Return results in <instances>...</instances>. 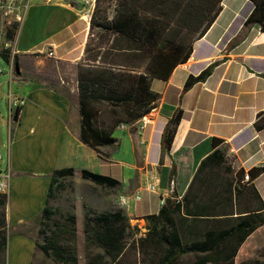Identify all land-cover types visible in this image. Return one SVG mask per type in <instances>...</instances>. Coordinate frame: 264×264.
Segmentation results:
<instances>
[{
	"label": "crops",
	"instance_id": "crops-1",
	"mask_svg": "<svg viewBox=\"0 0 264 264\" xmlns=\"http://www.w3.org/2000/svg\"><path fill=\"white\" fill-rule=\"evenodd\" d=\"M72 2L76 5L67 0H24L26 7L12 41L13 76L8 80V92L24 98L25 103L14 110V125L10 128L0 110L1 133L3 126L7 130L5 165L12 173L10 188L20 187L19 183L26 179L33 180V190L40 189L41 183L45 189L40 209L16 220L12 227L22 229L24 224L35 221L45 206L51 174L64 168L75 170L73 186L79 170L102 174L118 170L123 194L137 191L147 171L156 170L157 193L144 191L141 201L129 202L131 212L127 216L136 219L156 213L160 197L178 199L186 193L204 211L216 208V197L225 193L234 199L231 205L235 214L259 210L260 198L264 204V172L254 180H249L248 172L264 164V32L257 26L244 25L252 9L249 1H222L217 18L193 43L187 61L178 65L166 81L151 83L159 98L150 112V121L143 129L136 123L118 127L113 134L116 145L100 149L108 155L104 163L79 140L76 71L77 65L84 62L95 0ZM15 55L17 61L13 63ZM207 68L211 70L204 80L183 89L188 77H197ZM13 80L18 83L14 92ZM41 99L49 103L39 102ZM29 109L35 113L30 133L45 132L47 146L44 155L35 159L34 169L20 164V126ZM175 112H181L182 117L169 153L163 154L162 132ZM212 139L220 140L216 148ZM215 149L223 152L224 165L230 167V172L205 168L197 173L200 163ZM239 171L243 173L238 178ZM79 185L96 187L86 180ZM90 192L98 197L94 188ZM106 202L110 206L116 203L114 197ZM223 208L221 204L219 211ZM8 210L7 222L11 223ZM17 234L21 246L16 249L15 264H55L43 255L34 239ZM24 244L27 254L22 252ZM10 252L7 244L6 255Z\"/></svg>",
	"mask_w": 264,
	"mask_h": 264
},
{
	"label": "trees",
	"instance_id": "trees-1",
	"mask_svg": "<svg viewBox=\"0 0 264 264\" xmlns=\"http://www.w3.org/2000/svg\"><path fill=\"white\" fill-rule=\"evenodd\" d=\"M223 0H95L89 36L82 64L77 65L79 140L94 150L101 163L108 155L102 147L117 143L113 136L121 126H131L155 106L159 95L151 89L154 80L166 81L172 71L187 61L193 43L200 39L221 11ZM251 11L244 25L264 32V0H248ZM71 5H76L71 3ZM19 24L6 28L13 41ZM3 60L10 61L8 52ZM16 63L17 56L13 57ZM190 76L184 90L210 73ZM175 112L161 136L162 153H169L181 120ZM220 140L212 139L216 148ZM223 169V152L215 149L199 165L203 169ZM264 172V164L249 170V180ZM102 174L88 169L78 176L103 189H117L118 170ZM242 171L237 173L238 178ZM75 170H54L45 206L35 221L40 242L35 245L55 264H79L76 215L67 213L57 220V210L49 205L54 191L64 189L63 181ZM235 192L238 193L235 188ZM216 197V208L204 211L188 193L181 198L166 197L158 211L138 217L145 232L131 225L123 209L95 211L83 206L81 232L84 264H264V204L251 212H234L232 196ZM230 195V196H229ZM235 195V200L237 199ZM7 194H0V264H6L11 234L7 223ZM196 198V197H195ZM221 204L224 208L219 211ZM216 209H218L216 211ZM236 215V216H234ZM17 234V233H13ZM19 235V234H17Z\"/></svg>",
	"mask_w": 264,
	"mask_h": 264
},
{
	"label": "rangeland",
	"instance_id": "rangeland-1",
	"mask_svg": "<svg viewBox=\"0 0 264 264\" xmlns=\"http://www.w3.org/2000/svg\"><path fill=\"white\" fill-rule=\"evenodd\" d=\"M0 51H2V54L8 52L10 54V59L12 58V41H9L5 38V35L3 33V30L0 28ZM0 64L4 67L6 74L0 75V110L2 117L5 121L9 118L8 112L6 110V95L8 93L9 89V75H8V67L6 62L0 57ZM18 83L17 81H14L11 83V89L12 91H16V87ZM18 92V91H17ZM19 93V92H18ZM41 103H49V100L41 99L39 100ZM43 121V120H42ZM41 121V122H42ZM21 122V120H20ZM35 122V113L32 109H29L27 112V115H25L21 122V128H20V141H19V147L21 152V158H20V164L25 169H34L35 168V159L39 160L40 155H44V152L47 150L46 142L44 141V135L45 132L39 133L37 131L36 134L30 133V127L31 124ZM12 125L14 123L12 122ZM2 144L3 146V160L4 164H6V155L5 150L7 148V130L6 127L3 126L2 130ZM12 174V173H11ZM83 180L79 176H77L74 180V186L71 184V179L66 181L65 188L60 189L57 191H54V196L49 200V205L56 209L58 214L56 215L57 220H61L60 216H63L67 213H73L76 215L77 220V238H76V246L79 253V256L81 257L80 262L83 263V255H84V242H83V236L81 232V222H82V216L84 212L83 206H86L90 209H93L95 211L101 212V211H110L114 209H118L117 202L120 203L119 199L121 196H130L134 192L130 194H123L120 191V186L117 189L111 190V189H103L98 186L96 187H87L79 185V182ZM40 182V181H38ZM23 184V186H21ZM17 185V184H16ZM19 186H11L8 192V198H7V210L9 212L8 214V220H11V223H8V231L11 234L9 240H8V248L10 246V254L6 255V264H15V254L16 249L20 247V242L18 237L19 235L13 234V233H24L26 236L39 241L40 237L38 235L39 225L36 221H31L27 225L24 224L22 229L20 228H14L12 227L14 225V222L18 219L24 218L26 215H29L31 213H35L40 209V206L43 205L44 202V193L45 189L43 186V183H41L40 189L37 188V190H33L34 182L33 180H23L21 183H19ZM94 186L93 184H91ZM91 188H94L95 193L98 195V197H94V194L90 192ZM82 197V199H81ZM115 199L114 205H109L106 201L110 198ZM105 200V203H104ZM120 207L124 210L125 214L127 215L129 212H131L130 205L128 206H122L120 204ZM130 208V209H129ZM130 220V224L137 225L140 228L141 233L145 232V222L140 221V219H136L135 216H128ZM134 220H137L136 223ZM143 230V231H142ZM23 247V248H22ZM22 252L24 254H27V245L24 244L22 246Z\"/></svg>",
	"mask_w": 264,
	"mask_h": 264
},
{
	"label": "built area",
	"instance_id": "built-area-1",
	"mask_svg": "<svg viewBox=\"0 0 264 264\" xmlns=\"http://www.w3.org/2000/svg\"><path fill=\"white\" fill-rule=\"evenodd\" d=\"M72 3L73 0H67ZM24 0H0V28L5 35L6 28L13 23L21 22L24 12ZM6 38V35H5ZM51 55V54H49ZM0 57L2 58V51H0ZM3 59V58H2ZM9 65V77L13 76V65L11 62H7ZM4 73V67L0 64V74ZM25 103V99L8 92L6 95V106L9 118L7 119L8 128L11 127L13 122L14 110ZM151 112V111H150ZM150 112L144 115L140 120L135 122L138 128L143 129L150 121ZM1 119V114H0ZM134 123V124H135ZM133 126V124L131 125ZM130 126V127H131ZM126 127V126H121ZM3 144L1 133V121H0V194H8L11 181V169L8 165L4 164L3 160ZM159 184V176L156 170H149L141 180L140 188L130 196H121L119 201L122 206H128L130 201L139 202L142 199V192L157 193ZM171 189H173L174 183L171 181ZM172 192V191H171ZM164 197H160V205L164 202Z\"/></svg>",
	"mask_w": 264,
	"mask_h": 264
},
{
	"label": "water",
	"instance_id": "water-1",
	"mask_svg": "<svg viewBox=\"0 0 264 264\" xmlns=\"http://www.w3.org/2000/svg\"><path fill=\"white\" fill-rule=\"evenodd\" d=\"M17 70V69H16Z\"/></svg>",
	"mask_w": 264,
	"mask_h": 264
}]
</instances>
